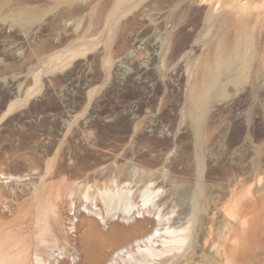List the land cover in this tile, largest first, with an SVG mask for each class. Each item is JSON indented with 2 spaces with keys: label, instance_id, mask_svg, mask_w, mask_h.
Instances as JSON below:
<instances>
[{
  "label": "rangeland",
  "instance_id": "1",
  "mask_svg": "<svg viewBox=\"0 0 264 264\" xmlns=\"http://www.w3.org/2000/svg\"><path fill=\"white\" fill-rule=\"evenodd\" d=\"M125 1L0 0V261L75 264L81 210L161 221L134 264H264V0Z\"/></svg>",
  "mask_w": 264,
  "mask_h": 264
},
{
  "label": "bare ground",
  "instance_id": "2",
  "mask_svg": "<svg viewBox=\"0 0 264 264\" xmlns=\"http://www.w3.org/2000/svg\"><path fill=\"white\" fill-rule=\"evenodd\" d=\"M121 1H125V0H121ZM225 4L229 5V1L228 3ZM242 4L246 5V3H242ZM249 4H247L248 7L251 6ZM233 5H235V3ZM229 6H232V3ZM236 7L237 6L235 5V8ZM250 9H252V7H250ZM242 49L243 47L240 43H238V45L232 51L229 50L227 51V49L226 50L220 49L215 58L214 64L212 66L209 65L210 67L206 71L205 78L203 79L199 87L195 89L193 94V99H192L194 106L193 116L196 119L200 118L201 114L205 109V104L210 89L220 84L221 77L223 73L226 71V69L238 63V61L240 60V56L243 53ZM248 64H250L249 58L248 61L244 62V66L246 67L248 66ZM75 214L77 215V217H80L84 221H87L90 226V231L86 243L83 240V242L85 243V247L83 246L84 250L81 251L82 258L75 264H134L136 261H138L137 257L139 256V254L142 257H150L154 255V251L156 248L155 247L156 239L159 236H161V232L159 231V226L161 225V221H156L155 219L150 217H145L142 220L131 221L129 220V217L126 216L122 217V219L119 220L103 219L102 221H99L93 216L90 215L87 216V214L85 212H82L81 210H77ZM56 220L59 222V225H63L64 230H66L69 223H72L73 218L70 215L63 217L58 212L56 214ZM102 224H104V227L102 226ZM65 239L70 242V237L66 234H65ZM173 240L175 243L179 245H183L186 242V237L184 236L175 237ZM142 244L146 246L145 252H143L140 249V246ZM135 246L138 247L137 252L134 251ZM78 252L79 250H77V253ZM75 253L76 252H71L70 254H75ZM0 262L1 264H3L2 260ZM10 264H12V262ZM61 264H69V262L64 261Z\"/></svg>",
  "mask_w": 264,
  "mask_h": 264
}]
</instances>
